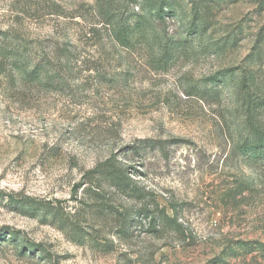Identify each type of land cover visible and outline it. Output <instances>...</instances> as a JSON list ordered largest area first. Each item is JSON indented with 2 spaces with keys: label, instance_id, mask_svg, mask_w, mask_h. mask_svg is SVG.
I'll use <instances>...</instances> for the list:
<instances>
[{
  "label": "rangeland",
  "instance_id": "374dc122",
  "mask_svg": "<svg viewBox=\"0 0 264 264\" xmlns=\"http://www.w3.org/2000/svg\"><path fill=\"white\" fill-rule=\"evenodd\" d=\"M133 1L0 0V47L8 31L50 54L67 45L82 62L65 89L0 69V264H264V162L236 146L252 130L243 67L264 85V4L170 0L169 33L203 17L208 28L161 71L102 32L99 9L127 15ZM257 116L264 128V103ZM142 139L165 141V152L132 154ZM111 154L158 204H179L184 235L135 219L146 199L107 182L98 196L84 191L85 172ZM13 235L43 251L20 254Z\"/></svg>",
  "mask_w": 264,
  "mask_h": 264
},
{
  "label": "trees",
  "instance_id": "16d2710c",
  "mask_svg": "<svg viewBox=\"0 0 264 264\" xmlns=\"http://www.w3.org/2000/svg\"><path fill=\"white\" fill-rule=\"evenodd\" d=\"M259 1L261 5L264 4V0ZM133 2L139 6L137 10H132L127 15L123 12L115 14L110 10L99 9V15L102 17V32L106 34L113 49L131 53L140 52L155 69L168 70L183 53L190 52L191 40L201 38L208 28L204 22L206 17H203L197 22L190 21L183 24L184 36L177 32L169 33L166 26L167 20L170 16L176 17V7L170 0H134ZM101 28H91L90 31L100 35ZM9 34L13 38H10ZM3 39L0 47V69L8 70L9 73L16 72L25 83L30 85L47 89H65L70 82L69 74L70 76L74 74L75 66L82 63L78 55H75V50L67 45L54 47L50 54L37 50L33 46V40L8 31L4 32ZM232 41L233 39L226 38L222 44L213 43L212 45L220 47ZM261 41L257 42L251 60L259 56L262 49ZM94 68V66H88L86 70L93 71ZM242 72L239 85L242 100L240 108L245 112L246 120L252 130L250 135L244 137L236 146L251 162H264V128L257 116L264 103V85L258 83L256 74L250 66L243 67ZM210 79L212 83L221 82L222 76H214ZM148 150L152 152L159 150L163 154L166 143L161 140L142 139L132 146V154L143 158ZM129 169L130 166L119 162L115 155L111 154L85 172L86 181L82 182V185L86 188L83 189L85 192L98 196L100 186L103 182H107L127 195L132 194L146 199L145 204L135 209V219L139 216L143 217L144 225H148L152 232L167 229L184 235V225L179 220L182 209L179 204L171 202L168 207L158 204L152 192L137 186V181ZM137 221L141 222V220ZM3 235H5L4 232ZM7 235L10 236L11 233L8 231ZM10 240L20 254L26 255L30 252L34 255L36 252L43 251L41 244L18 242L14 235ZM260 247L264 250V244H260Z\"/></svg>",
  "mask_w": 264,
  "mask_h": 264
}]
</instances>
